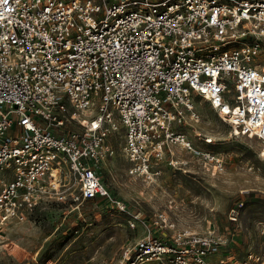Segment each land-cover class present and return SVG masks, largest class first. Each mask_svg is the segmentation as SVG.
Instances as JSON below:
<instances>
[{
	"label": "built area",
	"instance_id": "obj_1",
	"mask_svg": "<svg viewBox=\"0 0 264 264\" xmlns=\"http://www.w3.org/2000/svg\"><path fill=\"white\" fill-rule=\"evenodd\" d=\"M195 96L264 158V0H0V242L42 203L70 213L102 198L142 221L100 174L117 132L132 176L176 147L223 171L220 153L178 128L200 120ZM166 228L115 264H264V248L220 254L227 238L210 225Z\"/></svg>",
	"mask_w": 264,
	"mask_h": 264
},
{
	"label": "rangeland",
	"instance_id": "obj_2",
	"mask_svg": "<svg viewBox=\"0 0 264 264\" xmlns=\"http://www.w3.org/2000/svg\"><path fill=\"white\" fill-rule=\"evenodd\" d=\"M193 101L200 120L178 128L193 144L220 153L223 171H205L198 158L176 147L148 177L132 176L127 172L123 138L114 133L109 139L114 153L101 164L100 174L142 221L131 227L128 214L102 198L77 204L70 213L66 208L58 211L55 203H42L27 220L7 230V242H0V264H115L123 248L148 228L160 234V224L172 225L173 229H164L168 238L174 230L201 233L208 225L216 228L227 238L219 252L223 256L240 258L264 248V158L257 155L258 141L230 136V126L207 102L198 96ZM198 133L213 142L199 140ZM239 202L233 222L228 211Z\"/></svg>",
	"mask_w": 264,
	"mask_h": 264
},
{
	"label": "snow or ice",
	"instance_id": "obj_3",
	"mask_svg": "<svg viewBox=\"0 0 264 264\" xmlns=\"http://www.w3.org/2000/svg\"><path fill=\"white\" fill-rule=\"evenodd\" d=\"M227 111V110H226Z\"/></svg>",
	"mask_w": 264,
	"mask_h": 264
}]
</instances>
